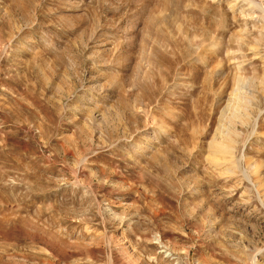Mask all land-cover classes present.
Listing matches in <instances>:
<instances>
[{
    "label": "rangeland",
    "instance_id": "374dc122",
    "mask_svg": "<svg viewBox=\"0 0 264 264\" xmlns=\"http://www.w3.org/2000/svg\"><path fill=\"white\" fill-rule=\"evenodd\" d=\"M0 264H264V0H0Z\"/></svg>",
    "mask_w": 264,
    "mask_h": 264
}]
</instances>
